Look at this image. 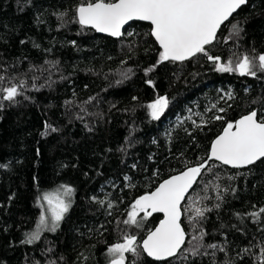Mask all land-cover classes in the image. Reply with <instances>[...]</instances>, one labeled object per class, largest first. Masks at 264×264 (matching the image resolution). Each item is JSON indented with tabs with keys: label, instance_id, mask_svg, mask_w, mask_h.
Instances as JSON below:
<instances>
[{
	"label": "trees",
	"instance_id": "16d2710c",
	"mask_svg": "<svg viewBox=\"0 0 264 264\" xmlns=\"http://www.w3.org/2000/svg\"><path fill=\"white\" fill-rule=\"evenodd\" d=\"M84 2L0 0L2 86L26 82L17 102L3 101L0 108V165H6L0 167V264H108L109 246L122 242L125 233L142 242L160 220L152 214L141 228L124 225L136 199L207 159L212 141L229 122L253 110L264 119V73H220L202 54L157 65L161 49L150 25L132 22L117 40L98 35L76 22L75 9ZM234 23L243 29L241 38L225 44ZM206 47L223 61L233 53H264V0H248L221 27L217 42ZM158 96L167 97L169 104L153 120L147 105ZM217 115L223 119L215 120ZM208 181L229 189L222 201L215 199L213 187L203 191ZM60 185L75 190L60 227L43 232L33 244L22 243L42 210L37 197ZM189 195L211 197L203 201L213 208L203 221L204 243H217L226 251H216L214 257L212 249H207L209 255L187 252L186 260L178 254L158 262L141 250L139 257L126 254V263L254 264L258 247L243 259L238 253L264 244V215L254 223L250 216L241 221L236 214L264 206V163L213 167ZM188 203L186 197L182 206ZM216 203L219 209L213 207ZM181 221L185 232H191L185 216ZM183 247H189L187 240Z\"/></svg>",
	"mask_w": 264,
	"mask_h": 264
},
{
	"label": "snow or ice",
	"instance_id": "6c2138e0",
	"mask_svg": "<svg viewBox=\"0 0 264 264\" xmlns=\"http://www.w3.org/2000/svg\"><path fill=\"white\" fill-rule=\"evenodd\" d=\"M247 3L248 0H87L79 4L75 12L76 22L82 27L90 26L97 32L108 33L113 37L123 35L121 29L129 21L150 22L152 26L150 34L161 49L157 65L164 62L182 63L202 54L212 62L217 72L256 77L258 73H264V53L258 56L248 54L237 56L233 53V57L223 61L220 56H213L206 47L217 42V34L221 26L229 22L233 14ZM60 15L62 18L64 14ZM242 32L243 29L238 23L232 24L229 35L224 37L223 42L227 44L230 40L238 41ZM157 65L147 69L145 74L153 71ZM130 72L129 69L122 75L127 78ZM4 80L5 77L0 76V93H3L0 96V108L3 107V101L16 103V97L22 95L21 89L26 83L21 81L20 85H16L9 82V86L4 87L2 86ZM148 83L152 84V81L149 80ZM36 90L38 91L39 88ZM227 96L228 99H232L231 93ZM168 104L169 100L165 96H158L154 102L149 103L147 108L150 110L152 119H160ZM212 108H216V105L213 104ZM218 111L223 112L225 109L220 108ZM214 119L221 120L223 117L217 115ZM193 123L195 124V121ZM46 128L51 126L46 125ZM51 130L57 131L55 128ZM209 161L219 162V165L209 166ZM258 161L264 163V119L258 118L257 111L253 110L234 123L227 124L223 133L211 143L207 159L195 166H186L184 171L164 180L154 191L135 200L127 213V219L123 221L124 225L141 228L143 222L153 213H162L163 219L154 230L148 232L142 242L138 241L136 235L125 233L122 242L109 246L107 250L109 264H126L128 260L126 254L139 257L141 250L157 261L177 257L178 254L181 259L186 260L187 252H191L192 256L209 255L207 249L213 250L211 253L213 257L216 251L225 252L226 249L222 245L204 243L207 233L203 228V221L207 219L206 213L211 212L213 208L208 207L203 201L211 197L197 195L193 199L189 195V190L198 183L199 177L205 173H211L213 167L223 165L241 169L255 165ZM0 167H6V165H0ZM240 174L242 173H237V175ZM125 179L127 180L128 177ZM215 179H220L218 173ZM228 179H235V176H229ZM210 186L217 193L215 197L217 201H222V193L229 191L228 188H222L219 183L213 185L211 181L204 184L203 191L207 193ZM74 191V188L70 186L60 185L37 197V205L42 210L35 230L26 233V239L22 243L33 244L40 240L43 232H56L72 207ZM232 191L235 192V189ZM186 197L189 203L182 206V201ZM93 200L96 198L93 197ZM97 202L104 204V201ZM108 207L111 208L112 204L109 203ZM213 207L219 209L220 203L214 204ZM253 208L255 209L256 206L253 205ZM141 213H143L142 217ZM182 215L187 219L191 232H185L181 221ZM236 215L241 221L247 215L254 223H259L264 215V206L247 214L237 213ZM186 240L188 248L183 247ZM252 247L259 248V255L254 257V264H264V244L243 248L241 253H238L239 258L243 259L245 255H251ZM201 249L204 251L201 252ZM49 264H56V262L52 260ZM133 264H135L134 261ZM226 264H233V262L227 261Z\"/></svg>",
	"mask_w": 264,
	"mask_h": 264
},
{
	"label": "water",
	"instance_id": "95a60500",
	"mask_svg": "<svg viewBox=\"0 0 264 264\" xmlns=\"http://www.w3.org/2000/svg\"><path fill=\"white\" fill-rule=\"evenodd\" d=\"M244 6V5H243ZM242 6V7H243ZM241 7V8H242ZM240 8V9H241ZM240 9H238L237 10V12L240 10ZM234 14H236V13H234ZM233 14V15H234ZM231 19V18H230ZM132 22H141V23H145V24H148V25H150V28L152 27L151 26V24H150V22H147V21H129L126 25H124V27L121 29V31H122V33H123V35H124V32H125V30L127 29V27L132 23ZM227 23V22H226ZM225 23V24H226ZM223 26V25H222ZM221 26V27H222ZM84 27H86V28H89V29H92L95 33H97L98 35H103V36H106V37H110V38H112V39H115V40H117V39H120L123 35H121V36H119V37H113V36H110L108 33H101V32H97L95 29H93V28H91L90 26H84ZM150 32H151V30H150ZM219 32V31H218ZM152 36V35H151ZM152 38L155 40V38L152 36ZM155 42H156V40H155ZM157 43V42H156ZM158 44V43H157ZM158 46H159V44H158ZM160 48V47H159ZM250 113V112H249ZM249 113H247V114H249ZM247 114H245V115H247ZM244 116V115H243ZM242 117V116H241ZM241 117H239L237 120H239ZM236 120V121H237ZM223 130H224V128H223ZM223 130L214 138V140L219 136V135H221L222 133H223ZM213 140V141H214ZM212 141V142H213ZM210 147H211V145H210ZM209 151H210V148H209ZM216 162V161H215ZM217 163H219V162H217ZM226 167H228V168H231V166H226ZM249 167V166H248ZM245 168H247V167H245ZM231 169H234V168H231ZM241 169H243V168H241ZM185 170V169H184ZM184 170H182V171H184ZM182 171H180V172H182ZM180 172H178V173H180ZM178 173H175V174H173V175H176V174H178ZM173 175H171V176H173ZM171 176H169L168 178H170ZM168 178H166V179H168ZM166 179H164V180H166ZM164 180H162L160 183H162ZM159 183V184H160ZM159 184L156 186V187H158L159 186ZM195 185H193V187H194ZM155 187V188H156ZM155 188L152 190V191H154L155 190ZM193 189V188H192ZM192 189H190L189 190V193L191 192V190ZM151 191V192H152ZM150 193V192H149ZM183 202L184 201H182V204H183ZM153 214H158V215H160V220L161 219H163V214L162 213H153ZM181 219H182V217H181ZM159 220V221H160ZM159 221H158V223L156 224V226L152 229V230H154L157 226H158V224H159ZM148 234V233H147ZM147 236V235H146ZM146 236L144 237V238H146ZM146 254V253H145ZM146 256L148 257V258H150L151 260H154V261H157V260H155L153 257H149L147 254H146ZM171 258H173V257H169V258H167V259H165V260H162V261H167V260H169V259H171ZM159 262V261H158ZM109 264V263H108ZM126 264H128V263H126Z\"/></svg>",
	"mask_w": 264,
	"mask_h": 264
},
{
	"label": "rangeland",
	"instance_id": "374dc122",
	"mask_svg": "<svg viewBox=\"0 0 264 264\" xmlns=\"http://www.w3.org/2000/svg\"><path fill=\"white\" fill-rule=\"evenodd\" d=\"M46 206V205H45Z\"/></svg>",
	"mask_w": 264,
	"mask_h": 264
}]
</instances>
